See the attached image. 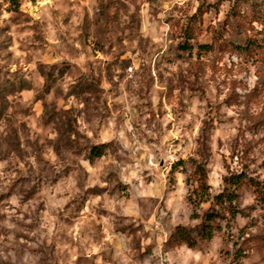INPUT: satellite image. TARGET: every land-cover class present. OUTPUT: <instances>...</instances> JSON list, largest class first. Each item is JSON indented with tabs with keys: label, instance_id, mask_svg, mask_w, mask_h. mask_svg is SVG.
Returning a JSON list of instances; mask_svg holds the SVG:
<instances>
[{
	"label": "rangeland",
	"instance_id": "rangeland-1",
	"mask_svg": "<svg viewBox=\"0 0 264 264\" xmlns=\"http://www.w3.org/2000/svg\"><path fill=\"white\" fill-rule=\"evenodd\" d=\"M231 3L0 0V264H264V19Z\"/></svg>",
	"mask_w": 264,
	"mask_h": 264
},
{
	"label": "trees",
	"instance_id": "trees-1",
	"mask_svg": "<svg viewBox=\"0 0 264 264\" xmlns=\"http://www.w3.org/2000/svg\"><path fill=\"white\" fill-rule=\"evenodd\" d=\"M229 13L230 16L236 20H243L247 18L249 21H262L264 19V0H232ZM192 17H195V15H191V18ZM184 37L186 39H190L193 37V34L188 28H185ZM259 45L260 44H258L254 40L247 42L245 45L230 44L231 48L234 51L238 53H248V55L251 56L255 55L256 49L259 48ZM183 47L186 48V44H184ZM212 47V44H198L199 51H208L211 50ZM91 153L95 155H100L102 153V150L99 147L94 146L91 148ZM229 182L235 188H238V186L240 185L250 186L258 195H261V190L258 187L257 182L245 174H235V176H232L230 178ZM226 200L231 203L233 201V198L231 196H227ZM216 216L217 213H210L206 215L205 222L202 226V237L208 239L211 238L214 231L212 222Z\"/></svg>",
	"mask_w": 264,
	"mask_h": 264
},
{
	"label": "built area",
	"instance_id": "built-area-1",
	"mask_svg": "<svg viewBox=\"0 0 264 264\" xmlns=\"http://www.w3.org/2000/svg\"><path fill=\"white\" fill-rule=\"evenodd\" d=\"M155 226H158V223L155 224ZM158 264H173L164 253H160L158 255Z\"/></svg>",
	"mask_w": 264,
	"mask_h": 264
}]
</instances>
